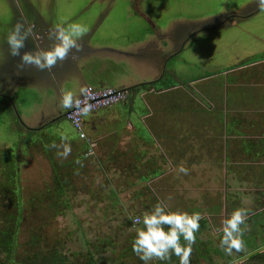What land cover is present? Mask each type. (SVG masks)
<instances>
[{
    "label": "rangeland",
    "instance_id": "obj_1",
    "mask_svg": "<svg viewBox=\"0 0 264 264\" xmlns=\"http://www.w3.org/2000/svg\"><path fill=\"white\" fill-rule=\"evenodd\" d=\"M245 2H247V0H0V64L3 60H5V62H14L16 60L15 57H11L9 54L10 50L6 43V35L13 29L18 21L24 18L26 19V16L32 15L35 17L37 12L42 15L43 18L45 17L48 19V17H52L54 22L58 24L81 23L90 30L100 25L101 30L106 35H109L110 32L118 33V38L120 40L116 42L120 44H112L111 46L115 47V49L120 48L125 52L129 51V53H134V50L138 49V54L135 55L136 58L133 57L136 64H134V66L132 65V57H117V55L114 56L105 53L98 57L100 60L99 62L96 61V63L94 61L95 65L93 64L92 67L88 66L85 68L84 65L81 68V72L85 74L86 72H91L94 74L95 71H92V69H100L102 77H106L113 84L116 82L119 85L139 83L142 82L141 80L148 72L142 62L150 65H156L160 62V59H157L159 44H123L130 43V41L134 39L140 41L141 38L149 34L146 28L147 24L143 18L150 17L157 22L159 27L161 25L165 27L174 21L176 23L177 18L181 22L182 20L184 21V18L199 21L221 12L225 13V11L228 12L239 9ZM132 5L134 8L139 7L138 9L140 10L134 12L131 9ZM34 10L35 12H33ZM27 21L29 20L27 19ZM255 33H257L256 35H258V37H254ZM120 34L123 36L126 35L129 39L123 38ZM198 36L199 42L194 48L185 51L181 56V59H183H179V63L176 65L174 64L170 68L172 74H175L173 75L175 82L173 76L167 75V79L171 77L169 83L176 84V86H179L180 83L194 82V89L205 96L206 92L202 91V89L197 86L198 84L207 79H209L207 83L220 81L224 90H226L227 87L231 86L228 82L230 79L244 76V74L241 73V69L245 66L238 67L239 73L235 75L231 74L233 69L230 70V68L240 64V62L254 54L264 52V43L260 41L264 38V15L261 13L260 15H255L248 20H244L237 27H227L225 30H216L215 32L202 31ZM34 45L36 47V44ZM140 45L142 47H140ZM156 45L158 47H156ZM148 46L151 47L146 49ZM101 60H103V63ZM119 60H121L122 63L118 62ZM85 69L88 71H85ZM28 77H30V68L25 69L24 84H10L6 86L8 88L4 90V94L8 95L7 97L0 94V146L11 147L15 151L25 137L29 138L28 141L31 140L32 137H35L34 134L31 135L32 131L28 128L40 127L41 125L38 124V121L41 115H48L58 111L57 105L58 108H61L60 100L62 93L64 91H69L65 88L74 85L67 79L60 83L61 80L54 74L50 80H31ZM2 86L3 85L0 84V88ZM206 86L207 84H203V88H206ZM243 86H252L251 88L254 89L258 88L254 90L253 95L257 96L259 99L253 96L255 100L250 103V107L245 108L246 105H244L243 108L241 107L240 111L244 113L255 110L263 112L264 99L262 98L260 101L259 95L261 96L262 93V96H264V88L259 87H264V80L253 78L251 82L243 84ZM246 90L248 91V88ZM246 90H244L245 94L247 92ZM257 93L259 95H257ZM141 94L149 110L152 112L154 109L153 107L157 105V93L142 92ZM195 99L198 100L199 103H202L200 99ZM112 100L116 102V99L113 97ZM150 101H154V106ZM137 107L139 111H141L140 105H137ZM113 115H107L103 117L101 121L98 120L104 127L103 130L105 134H101V136H97L98 131L95 128L92 132H90L92 129H89L91 127L86 128L89 132L85 131L87 136L89 134L92 137L91 142H93L94 148H97L95 149L96 155H104L103 149L98 147V142L104 143L107 140H104L105 137L110 136L118 130L117 118L120 119V114L115 111ZM149 116H151V114L147 115V117ZM147 117H144V119ZM68 118L70 119L69 115ZM127 124L128 123H126V125ZM57 125L66 126L65 121L61 120L58 124L51 123L44 131L49 132ZM131 126V124L126 126L124 130V144H130L128 141L131 140L130 135L134 131ZM195 127L196 129L190 136L187 137L186 134L183 136L190 144L196 142L197 139L201 137L208 138L209 135L208 132H205L207 135L204 134L200 136V127L198 125ZM205 131L207 130L205 129ZM224 136L225 138L228 137L226 133ZM180 137L181 135H177V139H180ZM155 138L157 140L156 146H158L161 140L157 136ZM170 143L173 142L170 141ZM26 144L27 143H25V145ZM25 145L21 148V154L18 151L17 157L19 163L22 162L20 168L22 192L23 196L27 198L29 191L42 187L44 178L50 174L51 169L48 160L37 151H34L35 153L31 152L32 157H25L26 153H28L25 150L27 145ZM136 146L138 148L139 145ZM156 146H150V153L148 156L154 154ZM195 147L196 145H194V148ZM188 148L194 149L193 145L185 147L181 155L183 161L176 159L178 163H189V157H185V150ZM195 155L198 156L197 154ZM218 157L219 155L216 158L217 162H196L193 164L192 168L183 165L189 169L188 175H174L177 173L179 166H175V163L171 160V167L166 174L145 184L149 186V189L157 198L165 200L172 210H184L186 205L183 204H185L186 201L194 200L197 196V190L204 193L207 192L212 201L216 200V206L220 205L219 209L216 210L218 213L215 219H211L212 223L204 229L203 233L199 234L202 230L200 229L196 234L199 240L196 239V243L192 246L190 264H229L232 260H235L238 253L237 251L233 250L232 255L229 256L225 254L221 247L220 240L222 232L220 229L222 228V222L237 208H244L249 212L247 231L244 236V244L241 251H243V253L250 252L254 247H259L264 244L263 191L256 190L259 188L253 186L252 179L240 178L234 175L237 173L228 175L225 170L226 162L224 154L222 155V160H219ZM191 158L198 159L197 157H190V159ZM93 160L95 161V159ZM90 169L91 175L97 174L98 176L96 186H99L100 181H103L105 177H110L114 172V170H112L102 173V171L97 170L98 167L96 163H92ZM219 173L221 175L220 177L218 176ZM115 178L117 185L123 183V178L119 176H115ZM143 187L144 184H139L133 189L122 190L121 205L118 207V212H115L114 215H108L105 211L106 205L109 202L99 203L93 200L90 194L84 192H80L74 197L73 210L68 211L65 215L57 217L55 222L52 220L47 221V218L44 219L46 216H44L43 210H39L37 214L31 215V211L28 208L26 211L28 217H26L22 225L19 242L24 244L31 231L42 230L44 235L61 231L62 235L65 236L66 243L63 249L70 258H74V253L78 254V256H81L79 254H87L88 240L99 242L100 238L105 237L106 239H110L114 237L119 246H121L125 239H130V237L136 235L138 227H140V225L129 226L128 222L129 220H133L135 213H139L143 209L140 204H136V201L130 200V196L134 190L136 188L137 190L142 189ZM192 190L196 195L192 194ZM177 191L183 192V194L180 195L181 197L179 194H177L178 197H176V194L174 195ZM181 200L183 202H181ZM202 214L210 216L211 213L205 210ZM251 227L255 228L253 232L252 229L250 230ZM209 232L217 236L212 235L210 238ZM212 238H216V241ZM214 254L216 259L211 261L213 258L212 255ZM104 256L109 258L111 256V250L105 252ZM133 259L134 258L131 257L126 262L128 264L140 263V260L138 261L137 259L134 262ZM157 263L158 260L149 262V264Z\"/></svg>",
    "mask_w": 264,
    "mask_h": 264
},
{
    "label": "trees",
    "instance_id": "obj_2",
    "mask_svg": "<svg viewBox=\"0 0 264 264\" xmlns=\"http://www.w3.org/2000/svg\"><path fill=\"white\" fill-rule=\"evenodd\" d=\"M140 47L142 46L140 45ZM137 52L138 49H135L134 53ZM125 57H132L131 63L136 64L133 60L135 55L130 56L126 53ZM118 62L122 63L121 60ZM142 63L148 72L141 81L151 80L149 84H155V89H157V105L154 106V101H150L154 106L152 112L141 94L147 88L145 83H140L134 89L129 90V88L122 87L117 82L115 84L111 83L109 79L102 77V72L99 71V76H94L96 83L91 82V84L87 83L85 85V87L92 86L96 89L126 90L128 94L127 99L120 103L112 107L101 108L83 118V129L88 132L86 130L88 127H91L89 129L92 130L94 127L96 129V119L100 116H110L115 111L120 114V119L117 118V132L112 133L104 143L98 142L99 148L103 145L104 155L95 154L97 148L92 146V137L89 134L87 138L81 137V133L67 118L69 109L58 108L57 105L58 111L41 115L38 124L48 122L46 126L28 128L32 131L31 135L34 134L35 137L26 142L25 150L28 153L25 157H32L31 152L37 151L48 160L51 172L44 178L42 187L29 191L27 198H25L22 192L20 172L22 162L19 163L18 152L12 148L0 147V264H128L126 261L131 257L134 258V262L137 259L139 261V257L132 251V241L135 235L130 239H125L121 246L114 237L110 239L103 237L100 238L99 242L88 240L87 254H79L81 256H78L74 253V258H70L63 249L66 243L65 236L62 235L61 231L45 235L42 230L31 231L27 241L22 244L19 242V237L22 225L28 217L26 211L29 208L32 215L37 214L39 210H43L44 216H46L44 219L47 218V221L52 220L55 222L57 217L73 210L74 197L78 193L84 192L90 194L93 200L99 203L109 202L105 211L108 215H114L121 205V191L144 184L142 189L137 190L136 188L131 195L134 200H144L142 211L135 213L133 219L142 217L157 202V197L145 184L166 174L171 167V160L175 163V166L182 164L178 163L176 159L183 161L181 155L187 142L183 136L185 134L187 137L190 136L197 125L200 127V136L207 135L205 132L209 134V131L220 134L223 141V154L225 152L227 161H230L231 139H225L224 134L226 133L229 136L231 130L234 131V127L239 125V121L241 122L238 116L243 114L240 111L241 107L243 108L246 105L245 108H248L250 103L255 100L253 94L254 90L258 88L254 89L251 88L252 86H243V84L251 82L253 78L264 80V52L254 54L240 64L232 66L230 68V70L233 69L232 75L239 73L238 67L245 66L241 69L244 76L230 79L228 82L231 86L227 87L226 90H224L220 81L207 83L209 80L207 79L198 84L197 86L206 92L205 96L195 89H184L176 86V84L169 83L170 78L160 82L158 79L160 62L156 65ZM203 84H207L206 88H203ZM174 87L178 88L175 89ZM244 90L248 93L245 94ZM257 95L259 94L257 93ZM76 96L79 98L81 95L78 93ZM259 97L260 101L262 98L264 99L262 93ZM195 98L200 99L202 103H199ZM257 99L259 98L257 97ZM137 105H140L141 111H139ZM236 108L238 112L234 111ZM250 112L256 116L259 115V117L253 119L254 123L264 122V111L255 110ZM149 114L151 116L147 117ZM144 117L147 118L144 119ZM61 120L65 121L66 126L57 125L49 132L44 131L51 123L58 124ZM126 123L131 124L135 131L130 135L131 142L128 141L130 144L121 143V138L124 135L123 128ZM177 135H181L180 139H177ZM156 136L161 140L158 146H156ZM170 141L173 143H170ZM261 142L259 139H243L241 144L244 148L242 150H255L260 154V157L264 156V153H261V149H259L261 148ZM52 144H55L56 147L52 148ZM136 145H139L138 148ZM150 146H156L152 156H148ZM65 147L70 149L67 157L61 155ZM90 151L93 153L88 155ZM188 162L183 165L193 166L197 159L192 158ZM92 163H96L97 170L102 171V173L114 170L113 175L105 177L103 181L99 182V186H96L98 176L97 174H90ZM174 175H177V173ZM115 176L124 179L121 185L116 184ZM175 194L178 197L177 194L180 196L183 192L177 191ZM192 194L196 195L193 190ZM200 197L211 203H204L205 201H202ZM181 202L183 201L181 200ZM212 202L207 193L198 191L194 200L186 201L183 204L186 205L184 211L203 213L208 210L212 214L219 209V206L217 205L215 208ZM217 213L218 211L215 214ZM128 223L129 226L140 225L138 229L142 227L141 224H134L133 220H129ZM209 224V218L204 217L200 221L201 231H204ZM209 235H211V232H209ZM108 250H111L109 258L104 256ZM259 255L260 253H256L254 256ZM138 264H142V261L140 260ZM157 264H179V258L172 255L170 260L158 261Z\"/></svg>",
    "mask_w": 264,
    "mask_h": 264
},
{
    "label": "clouds",
    "instance_id": "obj_3",
    "mask_svg": "<svg viewBox=\"0 0 264 264\" xmlns=\"http://www.w3.org/2000/svg\"><path fill=\"white\" fill-rule=\"evenodd\" d=\"M257 6L264 11V0H256ZM88 28L81 23L56 24L49 33L48 46L35 47L34 50L22 51L33 38V26L22 19L6 35V43L11 57H19L17 65L19 71L34 68L39 72L53 74L59 63L69 57L75 58L84 50L82 41ZM91 89L81 87L79 94L85 99L89 97ZM64 109H73L87 117L90 106L81 107V101L72 91H64L60 100ZM52 148L56 145L52 144ZM70 149L64 148L61 155L67 157ZM188 175L189 169L181 164L177 175ZM249 212L244 208L235 209L228 218L222 222L220 244L226 255L231 256L233 250L239 252L243 248L244 236L247 231ZM204 216L199 211L188 212L172 210L165 200L157 198L152 208L142 217L133 219L134 224H142L132 241V251L143 264L158 260L168 261L172 255L179 258V264H190L192 246L196 243V234L200 230V221Z\"/></svg>",
    "mask_w": 264,
    "mask_h": 264
},
{
    "label": "flooded vegetation",
    "instance_id": "obj_4",
    "mask_svg": "<svg viewBox=\"0 0 264 264\" xmlns=\"http://www.w3.org/2000/svg\"><path fill=\"white\" fill-rule=\"evenodd\" d=\"M138 8H134L133 5L131 7L134 12H138L140 10ZM33 12H35V10ZM260 13L264 15V11H262L257 6L256 0H247V2H245L241 6V8L236 10H231L228 12L225 11V13L221 12L199 21L184 18V21L182 20L181 22L177 18L176 23L174 21L173 23L168 24L165 27L164 25H161L159 27L155 20H152L150 17H146L143 18V20L147 24L146 28L149 34L141 38L140 41H136L134 39L133 41H130V43L123 44H159V47L156 45L159 50V52H157V59H160V74L158 76V79L160 82H162L167 78V75H175L172 74L170 68L174 64H178L179 59H183H181V56L183 53H185V51L191 50L199 42V33H201L202 31L215 32L216 30H225V28L227 27H237L244 20H248L255 15H260ZM26 19H28V22L33 26V38L27 42L25 49H23L22 51L34 50V44H36V47L48 46L49 41L47 39V34L49 33L50 29L58 23L54 22L52 17H48V19H46L37 12L35 17H33L32 15L28 17L26 16ZM122 34H120V36H123ZM256 34L257 33H255L254 37H258V35ZM118 37L119 34L115 32H110L109 35H106L101 30L100 25H97L96 28L94 27L93 30H90L88 28V33L82 41L84 47L83 52L78 54L75 58L69 57L64 62L59 63L54 69L53 74L61 81L68 78L67 80H70L72 83H74V85L69 86L65 89H68L69 91L73 90L72 92L74 93H79V89L81 87H85L87 83H96L94 76H99L100 74V69H92V71H95L96 74H93L91 72H86L85 74L81 72V68L84 65L85 68H87L88 66L92 67L93 64L95 65L94 61L99 62L100 60L98 57L104 55L105 53L114 56L117 55V57L126 56V53L130 56L138 54H135L133 52H125L120 48L115 49V47L111 46L112 44H120L119 42H116L117 40H120ZM124 37L128 38L126 37V35L123 36V38ZM260 41L264 43V38ZM150 47L151 46H148L146 49H149ZM15 58L16 60L14 62H5V60H3V62L0 64V84L3 85L0 88V94H3L5 97L8 96L4 94V90L8 88L6 86H9L10 84L19 85L25 83V69L23 71L18 70L17 65L19 63V57ZM103 60H101L102 63ZM132 65L134 66L133 63ZM85 71L88 70L85 69ZM53 74L50 75L46 72H39L34 68H30V77L28 78L31 80H50ZM168 78L171 79V77ZM173 80L175 82L174 76ZM150 81H142L139 83H133L131 85L122 84V87L129 88V90H131L137 87L140 83H145L147 85V88L144 89L143 92L154 93L157 89H155V84H149ZM178 87L193 90L194 82L180 83ZM47 124L48 122H40V127L46 126ZM27 141L28 139L27 137H25L18 145V149H16V151H19V153L21 154V148ZM3 148L11 147L4 146ZM251 229L253 232L255 228L251 227L250 230ZM253 234L257 235L255 233ZM256 253H260V255L254 256ZM229 264H264V244L260 245L259 247H254L250 252L243 253V251H239L236 255L235 260H232Z\"/></svg>",
    "mask_w": 264,
    "mask_h": 264
},
{
    "label": "crops",
    "instance_id": "obj_5",
    "mask_svg": "<svg viewBox=\"0 0 264 264\" xmlns=\"http://www.w3.org/2000/svg\"><path fill=\"white\" fill-rule=\"evenodd\" d=\"M68 81H70V80H68ZM60 83H62V81H60ZM237 86H241V85H237ZM235 111L238 112L237 108L235 109ZM113 114H111V115H113ZM238 116L241 119V122L239 121V125L234 127V131L231 130L229 136L226 137V138L231 139V141H230V145H231L230 146V161L229 162L227 161V155L224 152V158H225V162H226V166H225L226 173L228 175H230L232 173H237L234 175H236L240 178L244 177V178L252 179L253 186H256L259 188L256 190L263 191V193H264V188H263L264 187V156L260 157V154L258 152H256L255 150H251V151L247 150V149L242 150L244 148V146H242V144H241L243 139H249V138L259 139L262 141L261 142V148H259V149H261L260 152L264 153V122L254 123L253 119L255 117H259V115L258 116L253 115L252 112H248V113L243 112V114L238 115ZM101 119H103V117H101V116L96 119V124H97L96 130L98 131L97 136H101V134H105L104 130H103V128H104L103 124H100ZM98 120H100V121H98ZM128 125H130V124H127L126 126H128ZM126 126L123 128V130L126 129ZM131 127H132V130H134L133 126H131ZM231 128L233 129V127H231ZM133 133H135V131H133ZM97 136H95V137H97ZM209 136H208V138L201 137V138L197 139L196 142H193L191 144L189 141L186 142L184 148L187 147L188 145H193V148H194V145H196V147L194 149L188 148L185 150V155H186V157H189L188 158L189 160L192 159V158L190 159V157H197L198 158L197 162L202 163L204 161H206V162H210V161L217 162L216 158L218 155H219V157H218L219 160L222 158V155H223L222 143H223V141H222L220 134H218L214 131H209ZM95 137H93V138H95ZM106 139H109V136L105 137L104 140H106ZM123 140H124V138L122 137L121 143L124 144ZM129 142H131V140ZM100 148H102V147H100ZM193 153L197 154L198 156H196ZM259 159H260V161H258ZM192 167L193 166H190V168H192ZM207 167L210 168L209 166H207ZM212 168H215V167H212ZM218 176L219 177L221 176L220 173L218 174ZM198 191L199 190H197V192ZM205 193H207V192H205ZM130 200H134V199L130 196ZM134 201H136L137 202L136 204H140L142 207V202L144 200L143 201L142 200L141 201L134 200ZM202 201H205L204 203L210 202L206 199H202ZM212 204L216 208V200H213ZM218 206L220 207V205H218ZM203 216L209 218V222L211 224L212 223L211 218L215 219L216 214L214 213V214H210V216H206V215H203ZM200 233H203V231H200L199 234ZM211 235H215V234L211 232ZM211 235H209L210 238L212 237ZM215 236H217V235H215ZM212 239L216 241V238H212ZM197 240H199L198 237H197ZM214 250H213V253H214ZM212 256H213V258L211 261L216 259L215 254Z\"/></svg>",
    "mask_w": 264,
    "mask_h": 264
},
{
    "label": "built area",
    "instance_id": "obj_6",
    "mask_svg": "<svg viewBox=\"0 0 264 264\" xmlns=\"http://www.w3.org/2000/svg\"><path fill=\"white\" fill-rule=\"evenodd\" d=\"M91 89V93L87 99L83 96H80L78 99L81 101V107L90 106L89 113L93 111L99 110L105 107H112L113 105L120 103L121 101L127 99V91H119L114 88H106V89H96L92 86H88ZM112 97L116 99V102L112 100ZM70 116V120L81 133L82 138H87V134L84 131L83 118L81 112L77 111L75 108L69 109L67 112ZM69 119V118H68ZM92 146H94L93 142H91ZM92 151L89 152L88 155L91 154Z\"/></svg>",
    "mask_w": 264,
    "mask_h": 264
}]
</instances>
